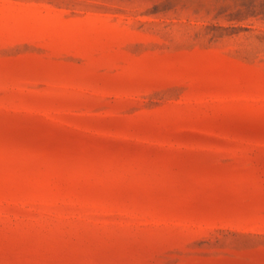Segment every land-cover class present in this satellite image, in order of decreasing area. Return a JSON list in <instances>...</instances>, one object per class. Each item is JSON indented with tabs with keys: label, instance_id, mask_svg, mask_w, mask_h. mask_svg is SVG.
Returning <instances> with one entry per match:
<instances>
[{
	"label": "rangeland",
	"instance_id": "obj_1",
	"mask_svg": "<svg viewBox=\"0 0 264 264\" xmlns=\"http://www.w3.org/2000/svg\"><path fill=\"white\" fill-rule=\"evenodd\" d=\"M0 264H264V0H0Z\"/></svg>",
	"mask_w": 264,
	"mask_h": 264
}]
</instances>
